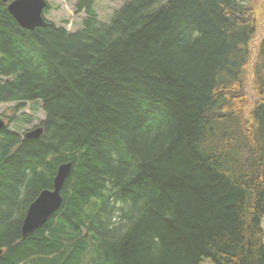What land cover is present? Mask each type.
<instances>
[{
	"label": "trees",
	"instance_id": "1",
	"mask_svg": "<svg viewBox=\"0 0 264 264\" xmlns=\"http://www.w3.org/2000/svg\"><path fill=\"white\" fill-rule=\"evenodd\" d=\"M96 1L74 0L70 31L25 28L0 0V264H264V36L257 100L237 93L253 6L125 0L104 21ZM36 101L26 137L12 124ZM67 161L61 208L23 237Z\"/></svg>",
	"mask_w": 264,
	"mask_h": 264
},
{
	"label": "rangeland",
	"instance_id": "2",
	"mask_svg": "<svg viewBox=\"0 0 264 264\" xmlns=\"http://www.w3.org/2000/svg\"><path fill=\"white\" fill-rule=\"evenodd\" d=\"M52 3V10L45 13L47 19L54 20L57 23H62L65 18L70 19L65 25L70 31L76 30L81 23L82 16H75L73 14L74 0H48ZM125 0H97L96 7L99 12L100 18L104 21H108L115 9L119 8ZM247 1L248 4L252 5L254 10V16L250 19L251 22L255 23V35L252 45L253 54L251 61L247 66L246 72V83L245 86L237 93L245 94L248 97L249 106H253L258 97L257 83L254 81L255 78V61L256 53L258 51L259 42L264 36V0H243ZM63 19V20H62ZM10 103H0V118L7 121L5 114L10 112ZM22 118L18 126L12 124L13 128H21V131L26 129H32L35 125L39 124L44 117V110L39 101L29 102L25 108L20 111ZM33 119L32 122L28 123L25 118ZM264 226V219H263ZM200 264H215L211 258H204Z\"/></svg>",
	"mask_w": 264,
	"mask_h": 264
},
{
	"label": "water",
	"instance_id": "3",
	"mask_svg": "<svg viewBox=\"0 0 264 264\" xmlns=\"http://www.w3.org/2000/svg\"><path fill=\"white\" fill-rule=\"evenodd\" d=\"M7 3V10L17 22L28 29L45 27L49 22L44 18L43 12L47 7V0H3ZM6 122L0 118V128ZM43 133V127L37 126L25 133L26 137L37 138ZM73 162L67 161L59 164L51 189H43L30 204L22 223L23 237L31 235L37 228L44 225L63 204L62 189L71 175Z\"/></svg>",
	"mask_w": 264,
	"mask_h": 264
},
{
	"label": "bare ground",
	"instance_id": "4",
	"mask_svg": "<svg viewBox=\"0 0 264 264\" xmlns=\"http://www.w3.org/2000/svg\"><path fill=\"white\" fill-rule=\"evenodd\" d=\"M63 196V195H62Z\"/></svg>",
	"mask_w": 264,
	"mask_h": 264
},
{
	"label": "crops",
	"instance_id": "5",
	"mask_svg": "<svg viewBox=\"0 0 264 264\" xmlns=\"http://www.w3.org/2000/svg\"><path fill=\"white\" fill-rule=\"evenodd\" d=\"M264 227V226H263Z\"/></svg>",
	"mask_w": 264,
	"mask_h": 264
}]
</instances>
